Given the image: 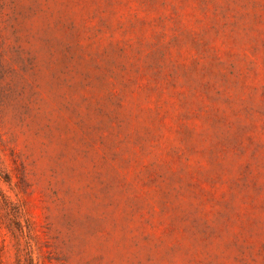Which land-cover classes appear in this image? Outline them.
<instances>
[{
    "label": "rangeland",
    "instance_id": "374dc122",
    "mask_svg": "<svg viewBox=\"0 0 264 264\" xmlns=\"http://www.w3.org/2000/svg\"><path fill=\"white\" fill-rule=\"evenodd\" d=\"M0 264H264V0H0Z\"/></svg>",
    "mask_w": 264,
    "mask_h": 264
}]
</instances>
